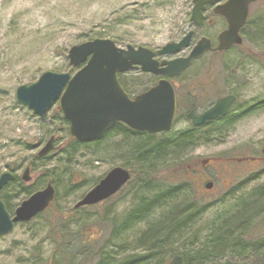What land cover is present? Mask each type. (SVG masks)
<instances>
[{"label": "rangeland", "instance_id": "374dc122", "mask_svg": "<svg viewBox=\"0 0 264 264\" xmlns=\"http://www.w3.org/2000/svg\"><path fill=\"white\" fill-rule=\"evenodd\" d=\"M192 5V0H0V175L12 172L20 179L29 166L30 179L23 183L42 189L50 181L56 191L54 208L65 211L72 208L107 171L121 166L125 162L123 156L112 147L124 141V137L109 134L101 143L86 142L71 150L68 122L61 121L63 115L58 100L39 118L31 109L15 101V88L36 81L47 70L73 74L80 66L70 64L69 48L95 38H110L119 48L132 45L157 50L193 30L192 44L201 35H207L215 42L225 27L224 18L207 10L203 24L196 26L190 21ZM249 9L247 32L252 42L243 40L241 45L217 56L208 52L176 80V84L183 85L198 75L195 85L200 86L211 67V73L215 71V74L221 67V91L238 95L233 111L249 108L236 116L225 135L210 142H200L194 150L182 153V159L190 158L189 163H196L197 171L194 173L193 169L189 173L192 190H183L178 195L190 193L189 196L208 203L198 215L196 230L210 223L213 216L227 214L238 201L259 190L264 183V107H259L264 102V0H257ZM187 50L178 53L184 54ZM174 55L177 54L164 57H179ZM119 77L128 83L135 82L129 86L135 91L156 79L139 67L121 73ZM233 77L235 81H230ZM195 92H204L206 96L210 95L211 89H196ZM208 100L212 101L213 97ZM187 125L180 119L171 131L177 132ZM50 136L55 140L49 154L35 158ZM170 156L166 154L164 160L150 165L151 169L157 170L153 175L155 179H163L171 171V164L177 159ZM253 172H258V177L247 180ZM209 180L214 182L211 189L205 187ZM237 184H240L238 189L228 194ZM131 185L91 210H79V216L92 220L95 218L93 213L102 215L106 212L107 220L112 219L115 227L120 225L135 205L137 188ZM19 186L13 184L0 191V196L5 194L11 200L14 209L25 199L12 197ZM152 187L158 191L163 189L161 185ZM159 213L157 209L155 216ZM252 223L256 225V236L264 233V214ZM52 225L47 217H39L28 223H18L12 231L0 236V264L44 261L54 247L53 238L47 236ZM95 228L100 231L97 226ZM143 228L142 224L132 227L136 231ZM130 241L120 248L121 242L114 237L104 252L115 258L143 254V250L134 248L133 240Z\"/></svg>", "mask_w": 264, "mask_h": 264}, {"label": "trees", "instance_id": "16d2710c", "mask_svg": "<svg viewBox=\"0 0 264 264\" xmlns=\"http://www.w3.org/2000/svg\"><path fill=\"white\" fill-rule=\"evenodd\" d=\"M248 24L249 17L241 33L243 40L252 42L253 40L248 37ZM119 81L124 88L135 83L125 82L120 77ZM150 83L152 84V80ZM129 90L135 91L133 88ZM202 104L206 105L208 101L204 100ZM259 107H264V102H261ZM178 110L180 114L178 118H180L185 110L182 102ZM61 121L67 124L63 116ZM234 121L226 116L210 120L205 126L188 125L174 133L169 131L160 134L136 132L117 122L100 138L87 142L101 143L109 134L124 137V141L117 142L112 149L123 156L125 162L121 166L131 172L130 180L121 190L123 191L130 184L137 188L135 205L123 218L122 223L115 227L112 219L107 220L106 212L102 215L93 213L95 218L92 220L78 214L79 210H91L113 196L92 206L72 207L63 211L54 208L55 191L50 206L33 218L45 216L53 224L47 236L53 238L54 247L50 256L37 264H166L176 254L182 256L183 264H264V233L256 236L254 232L256 225L252 223L255 218L264 214V183L259 190L238 201L227 214L213 216L210 223L197 230L195 227L199 221L198 215L203 213L208 203L205 204L192 195L189 196L190 193L185 196L178 195V192L183 190H192L188 180L189 173L193 169L194 173L197 171L196 163L192 165L188 162L190 158L182 159V155L186 153L183 152L194 150L200 142L219 139L226 134ZM87 143L79 142L70 136L69 147L73 150ZM71 150H68L70 156H72ZM166 154L172 155L170 157L177 160L172 162L171 171L167 176L163 179H155L153 175L157 170L151 169L150 165L164 160ZM44 156L36 154L35 158ZM258 172H253L247 180L257 178ZM136 181L138 183L134 184ZM24 183L21 178L15 176L14 180L9 181L2 189L19 184V189L14 193L13 198L19 196L26 198L38 189L32 184ZM153 185L156 187L161 185L163 189L158 191L152 187ZM239 185H234L228 194L236 191ZM0 197L8 212L12 214L14 206L11 200L5 194ZM157 209L160 213L155 216ZM139 224L144 228L139 231L132 229L134 225ZM96 226L99 232L96 231ZM114 237L116 241L121 242L120 248L133 240V247L143 250V254L115 258L113 254L104 252Z\"/></svg>", "mask_w": 264, "mask_h": 264}, {"label": "water", "instance_id": "95a60500", "mask_svg": "<svg viewBox=\"0 0 264 264\" xmlns=\"http://www.w3.org/2000/svg\"><path fill=\"white\" fill-rule=\"evenodd\" d=\"M192 0L190 21L200 25L206 5H214L213 13L223 16L227 27L218 35V43L212 47L208 37H201L189 54L161 62L153 58V51L145 46L119 48L110 38H95L83 41L69 48L67 57L73 66L82 65L74 74L68 72L44 71L39 78L29 84L15 88V101L34 114L43 117L58 100L63 118L68 121V133L79 142L100 138L116 122L124 123L138 132L158 133L169 131L174 123L176 98L171 83L161 78L157 84L131 98L120 85L117 74L139 66L144 72L163 77H177L192 60L209 50H227L242 39L239 30L247 21L249 5L256 0ZM193 31H189L180 41L168 42L160 50L161 54L174 53L187 47ZM232 95L218 99L214 105L200 115L191 111L188 118L199 125L220 115H224L234 102ZM54 136L38 151L46 155L53 148ZM30 168L27 166L21 176L27 182ZM12 172L0 175V190L14 180ZM130 179V172L122 167L111 168L103 178L87 191L74 205H93L114 195ZM212 181L205 184L207 189ZM55 189L50 181L39 190L23 199L15 208L13 216L0 199V236L13 230L15 223L27 222L51 204ZM167 264H183L181 255H174Z\"/></svg>", "mask_w": 264, "mask_h": 264}, {"label": "flooded vegetation", "instance_id": "af4514ba", "mask_svg": "<svg viewBox=\"0 0 264 264\" xmlns=\"http://www.w3.org/2000/svg\"><path fill=\"white\" fill-rule=\"evenodd\" d=\"M209 10L212 11V6L209 8ZM225 23H226V21H225ZM225 26L227 27V24H225ZM239 33H240L241 37L243 38V35L241 33V30H240ZM181 38L182 37H180V38H178L176 40H173V41H178ZM193 38H194V33H193ZM217 38H218V36H217ZM214 45H216V42L213 44V46ZM236 46H238V45H233L232 47L229 48V50L232 49V48H234V47H236ZM186 49H188V50L184 54L183 53H178V52L182 51L183 50L182 49V50H180V51H178L176 53L177 55H174V56H186V55H188V52H189L190 47H188ZM158 50L159 49L153 50V52H154L153 53V56H154V58H156L159 61H162L164 59L168 60V58H165L164 56H173V54H161V53H159ZM210 52H211V55L212 56H214V55L217 56V55L222 54V53L227 52V51H210ZM204 55H202V56H204ZM160 56H163V57H160ZM218 65H219V61H218ZM210 69L211 70H209L208 75H206V77L204 78L205 79V82L203 81L204 82V85H200V86L195 85V82L198 81V80H196L197 77H198V75L192 77L189 81L184 82L183 85L176 84V80H178L187 69L184 70L181 73L180 76L169 78V81L171 82V84L173 86V89H174V92H175L176 104H177L174 122H177L178 120L183 119L190 126H197V127L205 126L210 120L209 121H206V122H204L202 124L195 125V124H193L192 119L188 118V114L191 111H193L194 112V115L198 116L201 113H203L206 109L210 108L216 102L217 99H219L221 97H224V96H229V95H232V96L235 97L234 102L230 105V107L228 108L227 112L224 115L215 117L212 120L221 119V117H226V116L229 117V118H232V120H235L236 116H239L241 114H244L245 112L248 111L249 108H247V109H245L243 111H240V112H238L239 110L238 111H233V109H234V107H235V105L237 103V100H238V95L236 93H233V92H228V93L224 94L221 91L220 85H222V80H223V76L221 75V67H220V71H217L216 70V74H215V71H213L211 73L212 67ZM219 72H220V77H219ZM154 76L156 78L155 79V82H153L152 84H150V86L156 84L158 82V80L161 78V76H158V75H154ZM226 80H227V78H226ZM230 81H235V77H233ZM150 86H148V87H150ZM148 87L143 88V89H141L139 91H135V92L129 90V87H127L128 89L123 87V89L128 93V95H130V97L133 98L135 95H137L138 93L143 92ZM182 87H183V89L180 90V88H182ZM196 89H203V90L204 89H211V92L209 93L210 95H206L205 96V94L203 95L204 92L197 94L195 92ZM200 92H201V90H200ZM212 97H213V100L212 101H209L208 99H210ZM189 100H191V101H189ZM204 100H208V104L203 105L202 102ZM180 102L183 103V105L185 107V110L181 114V117L178 118V116L180 115L179 114V110H178V107L180 105ZM176 118H178V119L176 120ZM158 134H160V133H158ZM248 157L249 158H252V156H248Z\"/></svg>", "mask_w": 264, "mask_h": 264}]
</instances>
